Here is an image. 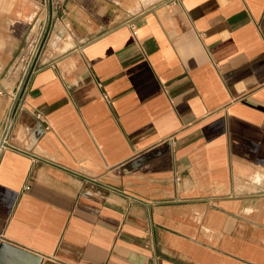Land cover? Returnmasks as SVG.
<instances>
[{
	"label": "crops",
	"instance_id": "obj_1",
	"mask_svg": "<svg viewBox=\"0 0 264 264\" xmlns=\"http://www.w3.org/2000/svg\"><path fill=\"white\" fill-rule=\"evenodd\" d=\"M144 1L49 0L13 98L0 0V264H264V0Z\"/></svg>",
	"mask_w": 264,
	"mask_h": 264
},
{
	"label": "rangeland",
	"instance_id": "obj_2",
	"mask_svg": "<svg viewBox=\"0 0 264 264\" xmlns=\"http://www.w3.org/2000/svg\"><path fill=\"white\" fill-rule=\"evenodd\" d=\"M138 1H140V2L142 1L141 3L142 4H145V1L144 0H138ZM46 2H47V0H41V7H42V9H45V7L47 5ZM38 40L35 41L34 44L37 43ZM48 46H49V31L46 29V31H45V33H44V35L42 37V40L40 42L39 48H38V50H37V52L35 54V58L33 60V66L34 67L37 66V63H39V59H42V57L44 56V53L45 52L46 53H49L50 52L49 50H47L48 49ZM31 48H33V47H31ZM31 54H32V50L29 52V55L27 56V58L25 60V66H26V64H29L31 62V60L33 58V55H31ZM11 92H12V89H11Z\"/></svg>",
	"mask_w": 264,
	"mask_h": 264
},
{
	"label": "built area",
	"instance_id": "obj_3",
	"mask_svg": "<svg viewBox=\"0 0 264 264\" xmlns=\"http://www.w3.org/2000/svg\"><path fill=\"white\" fill-rule=\"evenodd\" d=\"M131 27H132V29H135L134 23L131 24ZM33 60L26 66V68L24 70V73H23V76H22V78L20 80L19 87L12 93L13 98H16L18 96L19 92L21 91L23 85L26 82V79H27L28 75L34 69ZM0 94H3V90L2 89H0ZM13 109H14V103H13L12 107L10 108V113H9V116H8V122H10V124H11V120H12ZM8 122H7V124H8ZM7 124H6V126H7ZM5 129H6V127H5ZM4 132H5V130H4ZM3 145H4V142H3Z\"/></svg>",
	"mask_w": 264,
	"mask_h": 264
},
{
	"label": "water",
	"instance_id": "obj_4",
	"mask_svg": "<svg viewBox=\"0 0 264 264\" xmlns=\"http://www.w3.org/2000/svg\"><path fill=\"white\" fill-rule=\"evenodd\" d=\"M47 6H48L47 19H46V22H45L44 28H43V30H42V33H41V35H40V38H39V40H38L37 48H36V51H35L34 54H33V58H32V60H33L34 57H35V54H36V52H37V50H38V48H39L40 42H41V40H42V37H43V35H44L45 31H46L47 25H48L49 15H50V12H49V0H47ZM32 60H31V61H32ZM9 127H10V122H8V124H7V126H6V129H5V132H4V134H3L2 138H1V141H0V148L3 146V142H4V140H5L6 133H7L8 129H9Z\"/></svg>",
	"mask_w": 264,
	"mask_h": 264
},
{
	"label": "bare ground",
	"instance_id": "obj_5",
	"mask_svg": "<svg viewBox=\"0 0 264 264\" xmlns=\"http://www.w3.org/2000/svg\"><path fill=\"white\" fill-rule=\"evenodd\" d=\"M37 40H38V39H37ZM37 43H38V42H37ZM37 43L34 44V47H33V49H32V54H31V55L34 54V52H35V50H36V48H37Z\"/></svg>",
	"mask_w": 264,
	"mask_h": 264
}]
</instances>
